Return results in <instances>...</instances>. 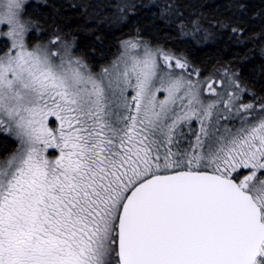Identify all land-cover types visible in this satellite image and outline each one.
I'll return each instance as SVG.
<instances>
[{
    "label": "snow or ice",
    "instance_id": "snow-or-ice-1",
    "mask_svg": "<svg viewBox=\"0 0 264 264\" xmlns=\"http://www.w3.org/2000/svg\"><path fill=\"white\" fill-rule=\"evenodd\" d=\"M25 3L0 2V138L17 143L0 264H264V102H239V73L217 92L140 40L94 72L60 36L30 47Z\"/></svg>",
    "mask_w": 264,
    "mask_h": 264
},
{
    "label": "trees",
    "instance_id": "trees-1",
    "mask_svg": "<svg viewBox=\"0 0 264 264\" xmlns=\"http://www.w3.org/2000/svg\"><path fill=\"white\" fill-rule=\"evenodd\" d=\"M23 18L39 25L28 45L60 36L93 70L111 61L122 41L138 38L187 58L203 77L238 72L254 93L241 94V102H264V0H37L24 6ZM232 27L242 31L233 34ZM13 150L10 139L0 138V159Z\"/></svg>",
    "mask_w": 264,
    "mask_h": 264
},
{
    "label": "rangeland",
    "instance_id": "rangeland-1",
    "mask_svg": "<svg viewBox=\"0 0 264 264\" xmlns=\"http://www.w3.org/2000/svg\"><path fill=\"white\" fill-rule=\"evenodd\" d=\"M33 1H37V0H26V3H25L24 6H26L28 3L33 2ZM0 2H2V0H0ZM21 20L24 21V22H26L24 20V18H23V11L21 13ZM8 30H9V26L8 25H6V24L0 25V42L3 40L7 44V46H10V41H8L6 37H3V33H6ZM27 36L28 35H26V37ZM26 37H25V39H26ZM127 40H140V41L146 42V41H144L142 39H138V38H131V39L128 38V39H126L124 41H127ZM122 42L118 46V51H117L115 57L111 61H109L108 63H106L104 66L110 65L111 62L113 60H115L117 58V56H119L120 52L122 51V47H121ZM29 46L30 47H34V46H36V44L34 43V44L29 45ZM52 47L56 48V47H60V45H53ZM73 48L74 47H73V44H72V55L74 57H78L79 55H77L74 52ZM153 48H156V47H153ZM3 50L6 51L7 48L6 49H3ZM104 66H102V67H104ZM102 67H100L98 69H94V70L91 67L90 68H91L92 71L98 72ZM224 71H225V69H218V70L213 71V73H211V74H209L207 76H204V77L203 76H200V77H198V79H200V80L211 79V80H215V81H222V83H219L216 86L217 92H225L226 93L227 91H231L232 89L229 87L228 77L226 75H223ZM193 79H197V77L193 76ZM224 98L227 99V95H225ZM203 99L205 100V102H208L210 100L216 99V97H212V96H208L207 94H203ZM241 101H242V95H241ZM241 101H239V102H241ZM250 103H254V102L250 101ZM9 139L14 143V150H15L16 147H17L16 141L13 140V139H11V138H9ZM11 153H9L8 155H10ZM3 158H1V159H3Z\"/></svg>",
    "mask_w": 264,
    "mask_h": 264
}]
</instances>
